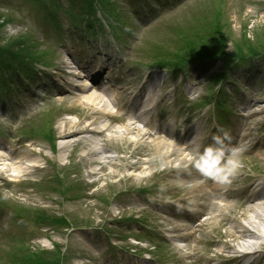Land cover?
Instances as JSON below:
<instances>
[{
    "label": "rangeland",
    "instance_id": "rangeland-1",
    "mask_svg": "<svg viewBox=\"0 0 264 264\" xmlns=\"http://www.w3.org/2000/svg\"><path fill=\"white\" fill-rule=\"evenodd\" d=\"M64 2H61L60 9L67 10L68 16L61 15L68 26L72 5L63 6ZM55 4L52 0H0V62L16 67L39 61L56 64L54 69L47 70V75H52L47 83L37 81L17 95V112L0 107V153H3L0 160V264H137L142 257L153 258L144 254L150 253V241L141 242L135 237L140 235L144 220L167 237L170 235L164 233L167 228L189 225L192 214L203 213L205 218L211 213L217 200L214 195H208V191L221 184L209 177H201L191 166L183 167L186 156L194 153L202 142L188 145L189 140L177 135L171 153L164 155L157 142H149L150 136L157 137L160 135L158 131H165L162 135L170 138L168 130H163L170 124L182 133L184 128L195 125L192 116L199 113L197 121L202 124L200 127L204 132L214 124V129L223 126V130L229 133L231 143H226L239 150L237 171L264 179V139L260 141V137L264 138V108H261L264 106V75L244 76L242 73L232 76L231 82L225 86L231 96L223 93L230 111L224 112L222 124L212 112L218 106L215 100L222 93L216 73L223 68L221 62H215L205 70L196 65L189 72L176 76L162 71L158 73L164 80L160 94L165 96L166 90L173 91L163 97L164 112L152 117L156 134L154 128L147 126L151 134L145 142L116 140L109 136V130L126 124V119L120 115L124 116L123 108L131 93L138 89V70L146 68L143 65L147 60L142 56L141 44L136 45L132 55V41L126 46L118 40H111L110 35L84 33L76 25L73 29L66 27L72 35L46 34L40 6ZM124 16L126 26L141 25L144 35L152 37L153 43L179 30L191 29L196 34V28L206 21V26L216 25L214 29H205L203 37L197 36L202 26L196 35L190 36L194 40V36L198 37L197 41L202 39L198 44L190 42L186 47L190 57L184 58L185 55L178 53L173 60L166 51L167 57L159 61L170 65L176 64L174 61L215 58L220 54L237 57L264 53V0H181L173 9L159 13L158 17L144 24L138 22L136 16ZM192 38L188 40L192 41ZM86 42L91 45L86 46ZM158 45L162 46L163 42ZM99 51L104 58L116 63L125 62L130 54L132 57V66L125 64L131 68L128 79L131 89L127 91L123 87L126 84L115 83L119 72L110 73L113 84L110 93L116 103L107 104L115 118L103 112L98 117L94 112L102 103L93 107L90 104L94 103H84L87 100L82 98L88 93H103L87 85L86 91L73 98L71 93L75 89L66 81L67 73L72 71L80 77L70 76L69 80L86 85L88 77L76 66L73 55L84 58L93 53L98 56ZM65 64L71 67L66 68ZM191 84H195L193 94ZM120 86L122 88H118ZM189 96L195 100L189 101ZM105 98L108 100L109 96L105 95ZM48 107L53 109L49 115L37 116ZM159 111L160 108L155 109V112ZM250 112H254L251 118ZM190 116L192 121H189ZM51 118V124H54H50L51 130L43 135L38 133V125H47ZM79 124L100 128L106 125V130L75 134L64 141V135L76 130ZM96 144L115 158L114 164L102 160L103 154H97L93 148ZM182 147H187V153L181 157ZM254 147L261 149L255 150ZM4 154L10 155L11 160H3ZM33 164L39 167H33ZM234 175L229 180H233ZM6 179L12 182H6ZM193 183L201 185L190 187ZM235 186V190L242 191L246 183L239 181ZM229 193L230 203L243 197L237 191ZM245 196H250L249 191ZM203 205L208 207L207 211ZM249 205L251 202H246L241 210L247 211ZM176 213L178 218L173 217ZM231 215L228 220H209L201 231L194 233V239L188 238V247L179 248V251L174 244H167L164 251H159L158 247L165 244L155 241L157 248L152 254L158 259L156 263L154 259L149 262L199 264L195 258L209 255L211 241L219 245L217 250L242 245L249 238L234 233L231 228L240 222L247 224L248 220L241 214ZM247 215L253 217L251 211ZM184 217V221L177 220ZM133 218L141 222H135ZM238 227L235 230H239ZM255 241L264 242V237ZM160 252L168 257V263H158L157 260H163ZM185 252L191 257L178 261V254L184 256Z\"/></svg>",
    "mask_w": 264,
    "mask_h": 264
},
{
    "label": "bare ground",
    "instance_id": "bare-ground-1",
    "mask_svg": "<svg viewBox=\"0 0 264 264\" xmlns=\"http://www.w3.org/2000/svg\"><path fill=\"white\" fill-rule=\"evenodd\" d=\"M75 97H78L77 94H74ZM82 98H85L87 100V103H94V104H101V107L104 108V106L107 108L108 105L105 104V102L103 101V99L93 93H88L86 96H83ZM98 101V103H97ZM104 113H107V110L105 109L103 111ZM101 114L100 112L97 114V116L99 117ZM133 122H129V124H126L124 127H112L109 130V136L112 138H115L116 140H120V141H127V142H133V143H140L141 141L145 142L147 141L148 135H147V131H145L144 129H142L141 127L134 125L137 121H134L132 119ZM78 123L75 124V126ZM102 128H106V125L102 126ZM102 128L100 127H91L89 125H84L82 126V124H79L76 128V130H74L73 132H69L66 133L64 135V141L66 140H70V138H73L74 136H76L75 134H82L85 132H101ZM263 137H260V141L263 140ZM149 142H157L158 146L162 147V154H166L168 155L169 153H171L172 151V144L169 141H166L164 138L162 137H156V138H151ZM93 148L96 150L97 154H103V156L101 157L102 160H105L106 162H108V164H114V160L115 158H113L112 155H110L109 153L103 152V147L102 146H98V144L94 145ZM102 152V153H101ZM181 157L184 156V153L180 152ZM106 155V156H105ZM3 156V153H0V160ZM4 158L3 160H11L10 155L8 154H4ZM13 164H15L14 161H12ZM9 164V163H8ZM250 186L249 189H251L252 191H256L259 192L258 188H260L261 186V182L260 183H255V181L250 182ZM260 197H264L262 193H259ZM263 209V210H262ZM218 213L216 214H212L208 220H217L218 216L221 215L222 217V213H220V209L216 210ZM250 211L253 214V217H250L247 215V213H243L241 216H244L245 218H247L248 223L247 224H242L241 222L238 224H234L231 228V231L233 230L234 233H241L243 234V236L249 238L246 239V241L241 245V248H243V253H239L237 255H235V259L237 261L242 260L243 258H246L248 256L247 250H255L257 247V244L259 243V241H255V239H260L261 237H264V206H259V205H251L250 206ZM229 217L224 216L222 217V220H228ZM239 226V227H238ZM199 227H201V224L199 225ZM239 228V230H235V228ZM246 234V235H244ZM254 238V239H252ZM245 251V252H244ZM209 264V263H208ZM210 264H218V260H213L212 263Z\"/></svg>",
    "mask_w": 264,
    "mask_h": 264
},
{
    "label": "clouds",
    "instance_id": "clouds-1",
    "mask_svg": "<svg viewBox=\"0 0 264 264\" xmlns=\"http://www.w3.org/2000/svg\"><path fill=\"white\" fill-rule=\"evenodd\" d=\"M195 97L189 96V101ZM221 135L212 136V143L200 148L196 146L195 152L187 155L183 167L195 168L202 175L215 180L218 183H227L229 177L234 175L240 166L239 150L229 147L226 142L231 141L229 133L220 129Z\"/></svg>",
    "mask_w": 264,
    "mask_h": 264
},
{
    "label": "trees",
    "instance_id": "trees-1",
    "mask_svg": "<svg viewBox=\"0 0 264 264\" xmlns=\"http://www.w3.org/2000/svg\"><path fill=\"white\" fill-rule=\"evenodd\" d=\"M217 26H219V25H217ZM208 27H209V29H214L215 27H216V25H213V26H210V24H209V26H205V29H208ZM218 28V27H217ZM205 35V34H204ZM204 35H202L201 37H203ZM199 38H197V39H195V41L193 42L194 44H198L202 39L200 38V40L199 41H197ZM184 44V43H183ZM182 44V46H184ZM187 47V46H186ZM186 47L184 46L182 49H180L179 50V54H183V55H185L184 56V58H188V57H190L191 55L189 54V52H186ZM195 52V50L191 53V54H193ZM218 56H222L221 54L220 55H218ZM218 56H216V57H218ZM173 58H175L176 57V55H173L172 56Z\"/></svg>",
    "mask_w": 264,
    "mask_h": 264
}]
</instances>
